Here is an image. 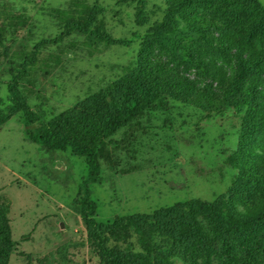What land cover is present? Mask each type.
I'll return each mask as SVG.
<instances>
[{
    "label": "rangeland",
    "instance_id": "374dc122",
    "mask_svg": "<svg viewBox=\"0 0 264 264\" xmlns=\"http://www.w3.org/2000/svg\"><path fill=\"white\" fill-rule=\"evenodd\" d=\"M72 1L0 0V116L14 82L37 128L134 70L159 88L98 156L96 221L221 195L238 218L264 209V0H80L114 44L66 30L53 11ZM238 53H258L262 71L238 75ZM88 172L70 149L30 141L24 113L0 126V264H264V240L251 258L253 241L225 252L152 225L103 233L101 254L80 215Z\"/></svg>",
    "mask_w": 264,
    "mask_h": 264
},
{
    "label": "trees",
    "instance_id": "16d2710c",
    "mask_svg": "<svg viewBox=\"0 0 264 264\" xmlns=\"http://www.w3.org/2000/svg\"><path fill=\"white\" fill-rule=\"evenodd\" d=\"M53 13L57 18L64 20L67 31H81L87 34V38L93 43H116L106 33L102 21L98 18L100 13L95 7L86 5L80 0H74L65 10L57 9ZM137 19L140 23L143 21V7L138 10ZM165 19L168 17L166 16ZM164 23H167V20ZM161 24L163 23L156 25L157 30L165 29ZM251 55L254 56L252 57L255 60L254 63L250 62V58L246 59L238 53L236 57L238 75L251 73L257 76L262 71V66L258 65L260 55L258 53ZM158 89L147 76L134 70L111 83L106 89L77 103L73 108L37 128L35 113L26 104L14 82L9 87L14 105L13 111L6 116H0V126L13 114L22 112L26 123V134L30 141L44 145L49 150L70 149L75 156L85 158L89 172L87 180L83 183L84 195L81 200L80 215L89 241L101 254L107 252L104 248L103 233L113 234L115 230L128 227L142 232L149 225L158 227L160 231L169 234L175 231L177 236L202 240L205 246L216 248L219 245L225 252L232 249L231 239H239L242 244L253 241L254 245L249 249L250 252L248 251L250 257L261 253L263 246L259 244L264 240V209L251 217L238 218L230 209L225 195L211 202L198 199L178 202L171 207L155 210L151 214L122 217L109 224L96 221L97 206L91 199L88 184L94 182L100 171L98 156L105 152V146L113 135L154 106L163 95ZM247 91V94L254 92L250 89ZM258 239L261 240L258 241ZM12 244H14L13 241ZM2 254L4 251L0 248V255ZM110 264L122 263L120 260H112Z\"/></svg>",
    "mask_w": 264,
    "mask_h": 264
}]
</instances>
